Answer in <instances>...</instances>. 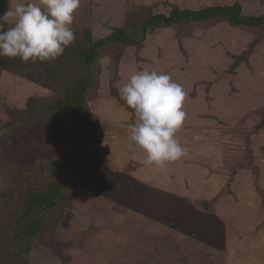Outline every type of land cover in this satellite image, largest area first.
<instances>
[{
  "label": "rangeland",
  "instance_id": "374dc122",
  "mask_svg": "<svg viewBox=\"0 0 264 264\" xmlns=\"http://www.w3.org/2000/svg\"><path fill=\"white\" fill-rule=\"evenodd\" d=\"M199 1L170 3L197 9L236 2L247 15L255 13V5L264 6V0ZM131 4L80 0L72 30L104 38L121 25ZM9 7V0H0V15ZM227 25L212 20L157 31L137 62L133 49L100 50V88L88 93L94 138L85 158L76 153L62 167L74 174L73 188L57 210L41 212L45 230L32 241L30 264H264V39L234 81L222 80L232 78L224 74L233 56L264 33ZM141 69L170 74L187 93V117L177 133L186 154L159 167L145 166V153L128 139L136 117L119 94ZM23 73L22 64L13 73L0 68V127L11 121L10 108L24 109L29 97L50 96ZM65 128L56 123L11 133L0 142V164L20 150L46 165L58 159L69 135ZM3 168L0 264H16L24 251L17 237L26 226L23 193L9 190L11 166Z\"/></svg>",
  "mask_w": 264,
  "mask_h": 264
},
{
  "label": "trees",
  "instance_id": "16d2710c",
  "mask_svg": "<svg viewBox=\"0 0 264 264\" xmlns=\"http://www.w3.org/2000/svg\"><path fill=\"white\" fill-rule=\"evenodd\" d=\"M132 1L133 4L127 9L121 25L108 36L97 38L92 30L87 34L82 33L83 35L74 32V42L55 60L25 63L19 58L0 57L1 69L13 73L16 72L17 65L22 64L23 77L45 87L50 92V96L46 98L29 97L24 109L10 108L11 121L5 124V127H0V130L7 129L8 132L0 136V142L13 132L47 128L56 123L67 124L65 129L69 131L67 140L61 144L62 152L58 153L59 158L50 160L47 165L43 161L30 158L23 150L18 151L14 159L0 164V168L4 166L3 170L8 165L11 166L13 180L5 182L9 185V190L24 195L21 197L23 202L21 214L22 223L26 226L19 229L17 236L18 239L23 238L21 245L24 247L23 260L16 264H30L28 257L33 249L32 241L37 240L45 230L40 217L41 212L57 210L71 193L74 174L62 167L67 161L72 160L76 153L85 158L88 146L93 141L95 119L88 104V93L90 90L96 92L100 88L102 74L100 50L103 47L116 45L125 50L133 49V56L137 62L149 35L165 29L181 28L186 24L224 20L228 28L251 31L261 28L264 33V6L261 4L255 5L254 8L257 9L253 15H247L243 6L241 8L236 2L229 6L214 5L183 9L184 5L177 6L170 3L171 0ZM5 27L6 30L8 26ZM176 38L179 39V34ZM262 39L264 34L260 38L255 37L247 50L238 56L232 55L234 62L229 67L228 73L236 75L241 65H249L251 55ZM26 70L29 73H25ZM231 91H235V88ZM23 162H25L24 166H22ZM46 174H48L47 178H45ZM1 175L3 177V174ZM12 205L16 206V210L19 207L15 203ZM20 256L17 255L16 258Z\"/></svg>",
  "mask_w": 264,
  "mask_h": 264
},
{
  "label": "clouds",
  "instance_id": "9594fccd",
  "mask_svg": "<svg viewBox=\"0 0 264 264\" xmlns=\"http://www.w3.org/2000/svg\"><path fill=\"white\" fill-rule=\"evenodd\" d=\"M9 3V9L0 15V57L19 58L25 63L51 61L74 42L71 25L80 0ZM9 20L13 23L5 30L3 25ZM119 94L134 111L136 121L128 127V139L145 153V166H163L186 154L177 133L186 121L187 93L170 74L136 70ZM7 132L0 130V136Z\"/></svg>",
  "mask_w": 264,
  "mask_h": 264
},
{
  "label": "crops",
  "instance_id": "0c3cea01",
  "mask_svg": "<svg viewBox=\"0 0 264 264\" xmlns=\"http://www.w3.org/2000/svg\"><path fill=\"white\" fill-rule=\"evenodd\" d=\"M241 6H243V8H245V5L244 4H241V3H239ZM242 35H244V34H242ZM150 36V35H149ZM148 38V37H147ZM147 40V39H146ZM262 41V40H261ZM260 41V42H261ZM145 44H146V42H145ZM145 48V47H144ZM256 49L258 50V46L256 47ZM255 49V50H256ZM144 50V49H143ZM229 55V54H228ZM250 60H251V58H250ZM226 74H229V75H232V78H225V79H222V80H226V79H228V80H230V81H234V79H235V77H236V75L235 74H230V73H225L224 75H226ZM231 91V90H230ZM228 92V91H227Z\"/></svg>",
  "mask_w": 264,
  "mask_h": 264
},
{
  "label": "water",
  "instance_id": "95a60500",
  "mask_svg": "<svg viewBox=\"0 0 264 264\" xmlns=\"http://www.w3.org/2000/svg\"><path fill=\"white\" fill-rule=\"evenodd\" d=\"M226 76H228V77H232V75H229V74H226Z\"/></svg>",
  "mask_w": 264,
  "mask_h": 264
}]
</instances>
